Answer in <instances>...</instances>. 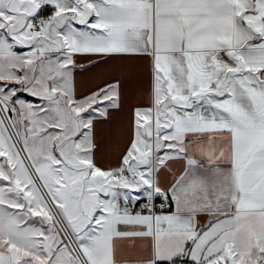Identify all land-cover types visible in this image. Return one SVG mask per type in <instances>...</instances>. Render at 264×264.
<instances>
[{"label":"snow or ice","instance_id":"obj_1","mask_svg":"<svg viewBox=\"0 0 264 264\" xmlns=\"http://www.w3.org/2000/svg\"><path fill=\"white\" fill-rule=\"evenodd\" d=\"M0 264H264V0H0Z\"/></svg>","mask_w":264,"mask_h":264}]
</instances>
